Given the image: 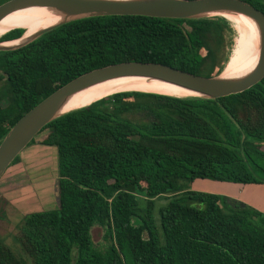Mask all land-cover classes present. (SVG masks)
I'll return each mask as SVG.
<instances>
[{
	"label": "trees",
	"instance_id": "obj_1",
	"mask_svg": "<svg viewBox=\"0 0 264 264\" xmlns=\"http://www.w3.org/2000/svg\"><path fill=\"white\" fill-rule=\"evenodd\" d=\"M242 1L264 14L261 0ZM228 32L222 17H93L0 52V142L35 105L98 68L153 62L217 76L229 56ZM233 49L239 66L235 41ZM45 131L39 143L56 150L58 205L24 216L15 236L21 255L0 238V264H264V214L189 188L194 180L264 185V78L215 100L116 93L38 135ZM160 198L166 202L155 214ZM96 225L102 249L91 238Z\"/></svg>",
	"mask_w": 264,
	"mask_h": 264
},
{
	"label": "water",
	"instance_id": "obj_2",
	"mask_svg": "<svg viewBox=\"0 0 264 264\" xmlns=\"http://www.w3.org/2000/svg\"><path fill=\"white\" fill-rule=\"evenodd\" d=\"M26 9L49 11L58 16V21L28 36L24 37L23 33L17 39L0 42V52L20 49L61 25L84 18L143 16L185 20L224 18L222 14L231 13L242 14L253 22L258 33L259 54L255 67L237 77H222V72L217 76L202 77L159 63L122 62L74 78L35 105L8 130L0 142V178L44 126L64 114L86 107L65 111L67 103L75 94L95 85L117 79L140 78L168 84L195 94L189 97L156 95L215 100L242 93L264 78V14L242 0H9L0 5V20L12 12ZM12 42L14 43L6 45ZM240 206L244 207L245 204L240 202Z\"/></svg>",
	"mask_w": 264,
	"mask_h": 264
},
{
	"label": "rangeland",
	"instance_id": "obj_3",
	"mask_svg": "<svg viewBox=\"0 0 264 264\" xmlns=\"http://www.w3.org/2000/svg\"><path fill=\"white\" fill-rule=\"evenodd\" d=\"M229 28L231 32H228L226 35L228 45L225 48V54L229 53L230 56L236 33L230 22ZM45 135L46 131L37 135V140L35 139L36 142L28 145L20 153V161L17 163L16 167H14V165L10 166L11 168L14 167L13 170H9L11 169L10 167L7 168L0 178V238L3 239L5 244L9 246L16 255H21L19 246L15 241V236L24 216L32 212L51 210L58 205L57 157L53 150L46 149L40 145L39 147L41 149L34 151V146H36L37 142ZM262 150L264 151V146ZM196 181H199L196 183V185H199V183L204 184L205 181L211 180ZM213 183L218 185L215 181H213ZM190 186L189 184V187ZM217 189V187L210 188V190ZM191 190L194 191L193 189ZM249 190L250 188H245V194L251 193ZM210 194L212 193L210 192ZM137 197L139 206L145 207L146 199L144 198V194L138 191ZM165 202L166 201L161 198L155 200V214L158 206L165 204ZM244 204L264 214V212L256 207L246 203ZM103 235L104 230L101 227L97 225L93 226L91 229V238L96 248L102 249L106 246V243L103 241Z\"/></svg>",
	"mask_w": 264,
	"mask_h": 264
},
{
	"label": "bare ground",
	"instance_id": "obj_4",
	"mask_svg": "<svg viewBox=\"0 0 264 264\" xmlns=\"http://www.w3.org/2000/svg\"><path fill=\"white\" fill-rule=\"evenodd\" d=\"M228 22L232 23L236 36V50L239 57V66L233 46L230 56L222 71V77H237L250 72L256 65L259 54L258 33L253 22L242 14H222ZM58 21V16L43 9H26L12 12L0 20V37L17 28L27 29L28 36L40 29L51 26ZM25 25L36 26L31 31ZM8 43L6 45H11ZM122 91H139L169 96L189 97L195 95L191 92L140 78L117 79L104 82L75 94L67 103L65 111L87 106L94 101Z\"/></svg>",
	"mask_w": 264,
	"mask_h": 264
},
{
	"label": "crops",
	"instance_id": "obj_5",
	"mask_svg": "<svg viewBox=\"0 0 264 264\" xmlns=\"http://www.w3.org/2000/svg\"><path fill=\"white\" fill-rule=\"evenodd\" d=\"M261 1L264 3V0H261ZM39 141L37 142V145L34 146V151L41 149L39 147L40 145L46 149L53 150V152L56 155L55 148L50 147V146H43L39 143ZM16 165L17 164H15L14 167H16ZM13 168L9 170H13ZM197 182L199 181H196V180L192 181L190 183L191 186L189 188L193 189L194 191L198 190V191H203L205 193L211 192L212 194L222 195L230 199H233L235 201L243 202L251 206H254L260 211L264 212V189H263L264 185H252L251 186V185H242V184H234V183H229V182H216V181L215 182L218 185H215L213 181H205L204 184L199 183V185H196ZM213 187H217L218 189L210 190V188H213ZM247 187L250 188L249 191H251V193L245 194L244 189Z\"/></svg>",
	"mask_w": 264,
	"mask_h": 264
}]
</instances>
